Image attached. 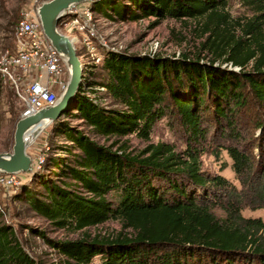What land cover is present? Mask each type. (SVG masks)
<instances>
[{"label": "trees", "instance_id": "trees-1", "mask_svg": "<svg viewBox=\"0 0 264 264\" xmlns=\"http://www.w3.org/2000/svg\"><path fill=\"white\" fill-rule=\"evenodd\" d=\"M230 2L90 3L94 11L124 22L193 20L201 43L198 54L178 58L108 52L102 66L106 80L98 84L84 76L73 105L76 117L99 136L135 135L145 141L173 110L188 135L184 151L158 143L131 156L65 122L54 123L53 132L74 144L63 151L79 153L52 159L54 179L46 175L47 167L36 172L32 179L44 194L24 186L25 201L61 229L82 231L110 220L122 225L113 238L65 242L32 230L69 264H92L97 258L102 264H264V222L242 215L245 207L264 209V122H255L263 140L248 146L240 130L248 122L239 116L250 99L264 116V0H238L249 13L239 19L231 15ZM97 87L106 89L111 106L102 104ZM207 152L217 159L227 153L241 189L220 174L203 172L201 156ZM214 207L226 217L218 218ZM4 215L0 205V264H39Z\"/></svg>", "mask_w": 264, "mask_h": 264}, {"label": "rangeland", "instance_id": "rangeland-1", "mask_svg": "<svg viewBox=\"0 0 264 264\" xmlns=\"http://www.w3.org/2000/svg\"><path fill=\"white\" fill-rule=\"evenodd\" d=\"M32 0H0V56L7 51L13 53L16 48L17 40L15 30L22 14L28 10ZM88 8L94 12V21L96 25L97 39L94 40V49L90 50L82 43L77 41L75 47L80 56L84 67V76L96 83H102L107 78V73L103 70L104 58L108 52H122L131 55H148L161 58H178L182 54H198L201 43L200 32L195 21H175L163 20L157 25L155 18L144 19L137 22L113 20L96 12L92 4L86 3ZM231 15L235 19L248 16L247 10L241 6L238 0H231L229 5ZM59 30L61 33L74 37L75 33H70L60 22ZM204 55V54H202ZM103 61L97 63V58ZM65 81L68 85L70 80L69 72L66 73ZM13 82L0 75V153H11L15 144V132L18 122L23 117L25 106L18 98ZM103 87H97L95 90L102 96V104L111 106L112 100L107 96V91H99ZM248 91V90H247ZM63 93L59 94V99ZM95 95L96 94H92ZM249 97V94H247ZM246 109L239 113L242 119H247L248 124L240 127L241 132L248 139V146L258 144L263 140V130L256 126L257 121L264 122V116L260 112L259 106L250 99ZM173 110L159 120L151 134L150 141H145L135 135L124 138H105L99 136L86 125L83 120L76 117L73 110L70 115L63 116L59 121L65 122L71 127L85 133L91 139L101 145L114 146L113 150H122L131 156H138L151 144L168 143L176 147L178 152L186 149L188 135L182 126L180 117ZM238 116V121L240 120ZM251 123V124H250ZM53 125L49 126L36 140L34 145L29 148V155L33 160V166L36 164L38 156L46 155L47 160L44 164L46 175L54 179L55 168L52 165V159L66 158L72 159V156L78 154L75 148H71L69 153H65V147H74V144L68 141L64 133L53 132ZM214 133V132H213ZM209 133V137L213 135ZM210 141V140H209ZM47 146L50 148L47 150ZM257 156L260 154L258 149L254 150ZM51 158V161L48 160ZM259 158V157H258ZM257 158V159H258ZM202 170L208 174H220L238 189L242 187L232 171V161L226 152H222L220 159L211 155V152L201 156ZM227 168L223 169V164ZM48 165V166H46ZM42 169V170H43ZM38 172L33 167L31 177L25 180L21 186L11 189L0 187V205L5 210L3 221L14 227L19 239L22 241L26 251L34 257L39 264H69L67 258L51 247L48 242L33 233L32 230L43 233L48 240L55 242L75 241L83 238H113L122 231V225L118 221L110 220L105 224L76 231L74 229H61L55 226L45 217L37 214L31 205L25 201L24 186L30 187L37 194H44V188L34 181L32 176ZM73 185V181H70ZM82 191V190H79ZM213 213L220 219L226 217V213L221 207H214ZM242 215L246 218L261 219L264 222V209L243 208ZM92 264H102L100 258L94 260Z\"/></svg>", "mask_w": 264, "mask_h": 264}, {"label": "built area", "instance_id": "built-area-1", "mask_svg": "<svg viewBox=\"0 0 264 264\" xmlns=\"http://www.w3.org/2000/svg\"><path fill=\"white\" fill-rule=\"evenodd\" d=\"M51 1L53 0L31 1L28 10L22 14L16 26L15 51L13 53L7 51L0 56V75L13 82L18 98L25 106L23 117L55 105L59 101V94L67 87L65 76L68 69L65 59L44 35L38 15L39 8ZM94 15L91 8L80 4L72 7L60 21L70 33L77 32L74 37H70L76 41L75 44L79 41L90 50L94 49L93 42L98 35ZM102 61V58H97V63ZM105 90L101 88L100 91ZM90 97L95 98V95ZM49 149L47 146V150ZM46 160L45 154L38 156L33 167H36L37 171L42 170ZM29 176L31 177V173L16 175L0 173V187L5 189L19 187L25 180H29Z\"/></svg>", "mask_w": 264, "mask_h": 264}, {"label": "water", "instance_id": "water-1", "mask_svg": "<svg viewBox=\"0 0 264 264\" xmlns=\"http://www.w3.org/2000/svg\"><path fill=\"white\" fill-rule=\"evenodd\" d=\"M99 0H53L44 3L38 10L42 29L46 38L64 59L70 80L59 101L41 109L35 114L22 117L17 124L13 152L0 153V173L16 175L31 173L33 160L29 148L38 137L66 113L73 110L74 101L84 82V67L77 53L74 40L59 30L60 21L72 7ZM239 71V68H235Z\"/></svg>", "mask_w": 264, "mask_h": 264}, {"label": "bare ground", "instance_id": "bare-ground-1", "mask_svg": "<svg viewBox=\"0 0 264 264\" xmlns=\"http://www.w3.org/2000/svg\"><path fill=\"white\" fill-rule=\"evenodd\" d=\"M75 41V40H74ZM76 42V41H75Z\"/></svg>", "mask_w": 264, "mask_h": 264}]
</instances>
